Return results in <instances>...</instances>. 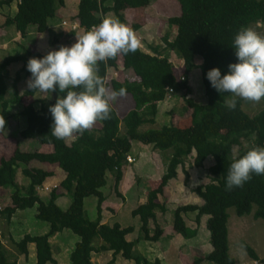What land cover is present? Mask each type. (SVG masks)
<instances>
[{
	"label": "trees",
	"instance_id": "16d2710c",
	"mask_svg": "<svg viewBox=\"0 0 264 264\" xmlns=\"http://www.w3.org/2000/svg\"><path fill=\"white\" fill-rule=\"evenodd\" d=\"M16 3L14 14H7L3 26L14 25L23 36L30 26H36L39 33L47 30L48 21L54 19L59 9L66 6L67 0H0V11L4 6ZM151 0H80L76 19L85 31L91 29L104 15L112 11L121 22L125 21L124 11L130 8H141L150 5ZM181 12L168 18L169 27L176 29L175 36H163L164 45L150 46L151 52L141 46L134 53L117 54L112 59L97 62L94 71L109 84L113 91L121 87L125 94H131L135 107L123 118L110 103V118L98 120L99 127H91L83 133H74L71 143L67 138L58 140L50 132L51 116L45 106V99L36 98L30 103H23L25 96H34L37 91L26 89L19 94L18 83L23 73L30 75L25 65L30 57H40L45 53L32 51L26 47L18 55L9 54L0 58V134L10 125L11 117L24 115L27 126L20 131L26 139H37L44 147L52 151H21L17 145L10 157L0 158V185L12 186V205L0 213L9 221L18 209L37 206L36 216L48 222L49 231L43 235L26 234L20 241L9 240L12 250L7 249L0 238V264H17V256H28V244H36V264L51 262L58 264L53 257L52 244L49 238L64 229H70L80 238L70 253L72 264H95L92 261L94 252L112 251L113 259L121 254L126 259H136L134 241H129L127 235L134 231V226L122 227L102 222L103 203L106 199L100 190L107 183V174L114 175V188L124 177L127 170V159L132 150V141L139 140L150 144L160 151L172 150L166 172L160 183L147 192L146 201L139 204L132 215L141 220L140 234L145 240L158 241L163 234V228L157 224V212L165 213L167 204L158 201L164 195V189L172 179L177 178L178 169L186 164L187 158L193 157L194 164L201 167L209 156L214 158V164L208 168L211 181L197 186L194 192L203 199L202 204L179 205L174 211L173 227L177 233L188 237V226L184 214L196 212L195 221L199 225L203 216H208L206 227L210 233L212 251L200 260L212 261L215 264H236L230 253L229 209L234 208L239 216L250 214L264 219V175H253L241 187L225 190V175L234 151L243 154L250 147H264V99L263 107L254 115L245 110V102L237 100V107L229 110L224 101L230 94L217 93L210 87L205 73L212 67H218L223 74L227 65L235 60L231 42L234 34L242 26L261 23L264 26V0H179ZM175 52L184 62V71L178 78L174 64L170 61V53ZM200 56V64L195 57ZM121 60V65L119 60ZM13 62H21L13 78V96L7 97L6 69ZM201 68L202 81L205 88L206 102H197L191 94L193 89L189 83V74L197 67ZM120 70L122 76L112 78L110 69ZM123 70V71H122ZM138 79H131L129 74ZM183 91V101L189 110L190 124L180 127L175 124H164L159 128L140 130L144 124H155L158 115V102L167 98L169 90ZM56 99L57 93L53 92ZM55 102V100H53ZM41 103L37 110L35 103ZM53 102V103H54ZM23 104L17 113L9 112L11 104ZM52 103V104H53ZM174 114V112H173ZM123 126V130L121 128ZM71 136V137H72ZM250 142V146L245 143ZM40 162L50 166L45 170L32 166ZM25 165V166H24ZM54 167L61 168L66 177L59 186L50 190L47 200L38 193L48 177L54 175ZM29 179L22 186L18 182V171ZM185 180L189 173L185 169ZM23 190V191H22ZM71 197V204L62 209L57 199L63 195ZM91 195L98 197L97 215L89 219L84 210L85 199ZM156 224L150 231V222ZM101 241L94 245L96 237ZM251 257L264 264L252 247L244 243ZM156 260V264H159Z\"/></svg>",
	"mask_w": 264,
	"mask_h": 264
},
{
	"label": "rangeland",
	"instance_id": "374dc122",
	"mask_svg": "<svg viewBox=\"0 0 264 264\" xmlns=\"http://www.w3.org/2000/svg\"><path fill=\"white\" fill-rule=\"evenodd\" d=\"M77 1L78 0H67L66 6L61 8V11L58 13L59 17H57L58 21L63 24H61L60 27L56 26L53 29L44 32L43 38H46L47 41H43L45 44L42 45V49H45V52L42 53H46L48 50L55 49L61 45L70 46L75 42L69 41L68 38H70L71 34H74L76 31H79L80 34L85 32L84 28L79 26L78 20L76 19L78 11ZM13 4L14 6H12ZM13 4L11 6H4L0 11V25L5 20L3 14L15 9L16 3ZM180 12L181 6L179 0H151L150 5L146 7L125 10L124 23L134 31L139 41V46H141L142 49L151 52L150 46L164 45L162 38L166 33L169 35V38L175 36L176 29H174V27H169L167 21L170 16L178 15ZM99 16H101V18L115 17V14L110 11L105 15L100 13ZM5 27L8 33L4 31V34H9V38L16 34V27L14 25ZM250 27L261 35H264V26L261 23L251 24ZM57 33H62V35L58 34L54 36ZM35 38V35H33L31 36V41H25V39H23L21 42H26L24 43V46L27 49L37 51L35 50L36 46L34 47L32 43L36 40ZM67 41H69V44L66 43ZM18 51H20L18 43L11 40L10 48L7 51L2 50L0 52V57L3 58V55L5 54H14ZM121 60L122 59L118 61L120 65L122 64ZM170 61L174 64L176 76L180 78L184 71L183 60L173 51L170 53ZM201 61L202 58L200 56L195 57V62L197 64H200ZM21 64V62H13L12 65L6 69L7 77L13 79L15 71ZM109 71L110 74L117 71L118 75L120 74L119 77H123L122 72L119 70L113 68ZM128 74L131 79H138L133 73ZM24 75L25 73L22 74V77ZM6 82L9 88L7 97L11 98L13 96V81L7 79ZM189 83L193 89L191 96L199 103L206 102L202 71L199 66L189 74ZM17 87L22 90V95L27 89L25 85H18ZM108 87H110V84ZM108 89L110 91V88ZM38 97H42L38 92L34 96H25L23 98V103H30ZM54 97L55 96L52 93L49 98H44L45 106L47 108L54 102ZM182 98L183 91L170 93V98L159 105V118L157 117L158 119L156 123L144 124L140 127V130L143 131L152 127L159 128L164 124H177L180 127H187L190 124L191 118L189 110ZM244 107L250 115H254L263 107V101L261 100L256 103L249 102L246 103ZM22 108V103L11 104L9 112L19 114V111ZM35 108L39 110L41 108V103H35ZM173 112L176 115L173 114ZM26 126L27 119L24 115H15L11 117L10 125L4 133L0 134V158L10 157L17 145H19L21 151H52L51 147H44V145L39 143L37 139H26L22 137L20 131L26 128ZM99 126V121H96L92 125V127ZM121 128L123 130L122 125ZM72 140L73 136L67 138V143H71ZM245 144L247 147L251 145L250 142H246ZM130 154L132 155L131 157L133 158V161L127 163L126 168L129 165L128 167L133 171H131V169L124 171V177L117 188L113 187L115 182L114 175L109 172L107 174L106 185L100 189L106 197L102 207L103 211H105V223L108 225H114L117 222L122 227H128L137 222V219L132 215V210L147 198V192L149 189L155 188L160 183L162 175L166 172L168 160L172 155V150L160 151L150 144H144L139 140H133ZM234 154H237V151H234ZM213 164L214 158L209 156L201 167H197L194 164V158L189 156L184 167H179L177 178L172 179L165 187L164 195L158 197L159 202H165L167 204V211L162 215V219L160 220L163 234L158 241H149L145 240L143 237H139L141 234L138 229H134L135 232L130 234L131 240L134 241V254L135 256H138L140 264H155V259H159L161 264H215L206 259L200 261L203 256L208 253L209 249L212 248V245L209 240V231L207 227H204L199 235L197 223L193 220L195 219L196 212L191 211L185 214V220L188 226V237H184L182 234L177 233L173 227L174 211L179 205L203 203V199L194 192V189L199 185L211 181V175L208 168ZM185 169L189 173V179L187 180H185ZM19 174L18 182L21 184L26 181V178L21 174V169H19ZM52 188L53 187H44V185H42L38 193L39 195L41 193V195L46 198ZM128 188L134 189L131 190ZM14 190L15 189L12 186L0 185V210L6 208L9 204H12L11 193ZM97 202L98 197L95 195H91L85 199V214L91 220L96 218ZM122 202L125 203V206H120V211L116 210L118 203L122 204ZM36 207L37 206H34L32 208L23 209L24 211H19L14 215L16 216V219L14 220L12 218L11 223L9 222L10 224L5 219L6 221L3 228L6 229V231L14 229L15 233L13 234V237L16 240L21 239L23 234L28 231L26 229H29L32 235H43L44 233L42 232L44 229H48L49 226L45 221L39 219L35 215L37 212ZM255 210L256 207L254 206L250 214L239 216L236 214L234 208L229 209L230 253L235 258L236 264H263L255 261L244 246V243H247L260 257H264V219H256L253 215ZM191 221L195 222V225H193ZM154 230L155 228L153 227L151 231L153 232ZM204 233L206 235V247H203ZM18 234L21 235L18 237ZM59 234L61 235L56 239L54 246L52 245L55 254H58V246L64 247V245H68L70 248L79 240V236L73 233L70 229H64L59 232ZM100 242L102 241L98 236L94 239L93 244L98 245ZM100 254L103 256L102 258L95 255L94 258L92 257L96 262L95 264H137L136 259H126L120 254L113 259L112 252L109 250L102 251ZM62 256H64V253ZM62 259L63 264H68L66 255ZM68 262L71 264L70 260H68ZM19 264H21V258ZM22 264H35V260H33V258L29 262L28 260H23ZM48 264L53 263L48 262Z\"/></svg>",
	"mask_w": 264,
	"mask_h": 264
},
{
	"label": "clouds",
	"instance_id": "9594fccd",
	"mask_svg": "<svg viewBox=\"0 0 264 264\" xmlns=\"http://www.w3.org/2000/svg\"><path fill=\"white\" fill-rule=\"evenodd\" d=\"M138 47L139 41L126 23L116 17H104L75 36L70 46L61 45L27 60V89L46 98L57 93L55 102L48 107L52 137L64 140L90 129L98 120L110 118L109 101L123 96L125 89L109 91L94 68L97 62L134 53ZM231 47L235 60L227 65V70L221 74L218 67H212L205 73L217 93L230 94L224 101L229 110L237 107V100L256 103L264 99V35L242 26L234 34ZM170 90L169 97L173 93ZM253 175H264V147H250L243 154L232 156L224 178L225 190L243 186Z\"/></svg>",
	"mask_w": 264,
	"mask_h": 264
},
{
	"label": "crops",
	"instance_id": "0c3cea01",
	"mask_svg": "<svg viewBox=\"0 0 264 264\" xmlns=\"http://www.w3.org/2000/svg\"><path fill=\"white\" fill-rule=\"evenodd\" d=\"M79 1L80 0H78L77 1V3H79ZM12 6H14V4L12 5ZM64 8V7H63ZM16 10H17V6H16V4H15V9H13L12 11H7V13H4L3 14V16H5V20H6V15L7 14H14L15 12H16ZM61 11V9L60 10H58V12H57V14H56V17L54 18V19H51V20H49L48 21V27H47V30H50V29H53L54 27H60V25L61 24H63L62 22L60 23L59 21H58V19H57V17H59V12ZM6 14V15H5ZM5 20L3 21V23H1V25H0V52L2 51V50H8L9 48H10V42H11V40H13V41H16L17 43H18V45H19V48H20V51H18L17 53H14V54H12V55H18V54H20L21 53V51L25 48V44L24 43H26V42H21V40H23V39H25V41H27V40H30L31 41V36H33V35H35V39L36 40H34L32 43H33V46L35 47L36 46V48H35V50H37V51H40V52H45V49H42L43 47H42V45H44L45 43L43 42L44 40L45 41H47L46 40V38H43V34H44V32L43 33H39L38 31H37V29H36V26H30L29 28H28V31H27V34L25 35V36H23L20 32H18L17 30H16V34L13 36V37H11V38H9V34H7V35H5L4 34V31L5 32H7L8 33V31L6 30V27L5 26H3V24H4V22H5ZM82 28V27H81ZM47 30L45 31V32H47ZM82 30V29H81ZM58 34H60V35H62V33H57V34H55L54 36H56V35H58ZM65 34V33H64ZM79 35H81L80 33H79V31H76L74 34H71L70 35V38H68L69 39V41H75V36H79ZM58 37V36H57ZM57 37H55V38H57ZM69 41H67L66 43H68L69 44ZM46 43H48V42H46ZM38 45V46H37ZM48 45V44H47ZM33 47V48H34ZM32 48V49H33ZM22 49V50H21ZM0 55H1V53H0ZM7 55H9V54H5V55H3L4 57L5 56H7ZM1 58V57H0ZM2 59V58H1ZM12 65V64H11ZM21 66H22V64L20 65V67L19 68H21ZM18 68V69H19ZM17 69V70H18ZM16 70V71H17ZM16 71H15V73H16ZM120 71V70H119ZM109 74H110V71H109ZM111 75V79L112 78H116V79H118V78H120L119 76H120V74L118 75V73H117V71H115V72H113V73H111L110 74ZM14 76H15V74H14ZM14 78V77H13ZM29 78V76L28 75H24L23 77L21 76V79H20V81H19V83H18V85L19 86H21V85H25L26 86V80ZM12 80L13 81V79H10V78H6V80ZM7 86H8V84H7ZM108 88H110V91H113L112 90V87H111V85H110V87H108ZM107 88V89H108ZM9 89V88H8ZM109 90V89H108ZM18 91H20V94H22V90H20V88L18 87ZM12 92H13V90H12ZM38 98H42V97H38ZM44 98H46V97H43V99ZM170 97H167L165 100H163V101H167L168 99H169ZM163 101H160V102H158V112H159V105L160 104H162V102ZM110 102H111V104L113 105V107L116 109V111H117V113H118V115H119V117L120 118H123L131 109H133L134 107H135V102H134V100H133V98H132V96H131V94H124L123 96H119V97H117L115 100H110ZM114 103V104H113ZM175 114V113H174ZM176 115V114H175ZM157 117L159 118V114L157 115ZM158 118H156V121H157V119ZM175 125H177V124H175ZM178 126V125H177ZM14 151V150H13ZM131 155V154H130ZM132 156V155H131ZM32 166H34V167H38V168H43V169H45V170H49L50 169V166L49 165H47V164H45V163H40V162H35V163H33L32 164ZM129 166V165H128ZM127 166V170L128 169H131L130 167H128ZM55 169V171H54V175L53 176H51V177H48V179H46V181L43 183V185H44V187H54V186H57L58 184H59V182L61 183V181L66 177V173L61 169V168H59V167H54ZM131 171H133L132 169H131ZM18 175L20 176V174H19V171H18ZM26 178V177H25ZM59 179H61V180H59ZM29 183V179H27L26 178V181H24V182H22L21 183V185L22 186H25V185H27ZM60 185V184H59ZM58 185V186H59ZM42 186H40V187H38V192L40 191V188H41ZM43 189V188H42ZM128 189H131V190H133L134 188H128ZM127 189V190H128ZM130 190V191H131ZM125 191H126V189H125ZM43 192H45V191H43ZM128 194V193H127ZM126 194V195H127ZM126 195H125V198H126ZM40 196H41V198L43 199V200H47L48 199V197H49V194L47 195V197L46 198H44L42 195H41V193H40ZM68 197V198H67ZM64 198H66V199H64ZM146 201V199L145 200H143L141 203H143V202H145ZM105 202V201H104ZM11 203H12V199H11ZM56 203L63 209H67L69 206H70V204H71V198L69 197V196H67V194L66 195H63V196H61V197H59L58 199H57V201H56ZM138 203V202H137ZM140 203V204H141ZM64 206H63V205ZM202 204V203H201ZM12 205V204H11ZM8 206H10V204L8 205ZM120 206H125V203H123L122 202V204H120V203H118V207H117V209L116 210H119L120 211ZM138 206V205H137ZM136 206V207H137ZM135 207V208H136ZM134 208V209H135ZM19 211H24L23 209H18L14 214H13V216L16 214V213H18ZM104 213V214H103ZM103 213H102V215H103V219H102V222L105 224V211H103ZM36 214H37V212H36ZM35 214V215H36ZM164 213H160V212H157V220H156V222H157V224L158 225H160L161 226V223H160V220L162 219V215H163ZM12 216V218L15 220L16 219V216H14L13 217ZM184 216V219H185V214L183 215ZM12 218L8 221L6 218H5V216L2 214V213H0V238H1V240H2V242L4 243V245L7 247V249H10L11 251H13L12 249V246L10 245L11 243L9 242V240L12 238L13 240H15V241H20L26 234H30V235H32L31 234V231H29V229H26V230H28L26 233H24L23 234V236L21 237V239H19V240H16L14 237H13V234L15 233L14 232V229L13 230H11V229H9V231H6V229H4L3 228V226L5 225V221L7 220L8 221V223L10 222L11 223V221H12ZM6 219V220H5ZM135 219H137L136 221V223H134V225H132V226H134V228H135V230H140V227H141V220H140V217L139 216H137V217H135ZM134 219V220H135ZM207 219H208V216H203L202 217V220L200 221V223H199V225H197V229H198V232H199V235L201 234V231L203 230V228L204 227H206V222H207ZM194 221H195V219H193ZM186 221V220H185ZM46 222V221H45ZM9 223V224H10ZM47 224H48V222H46ZM117 223V222H116ZM187 223V222H186ZM191 223L193 224V225H195V222H193V221H191ZM48 226H49V224H48ZM155 226H156V224L152 221V222H150V225H149V229H150V231L153 229V227L155 228ZM126 227V226H125ZM49 229H50V227H48V229H44V231L42 232V233H44V234H46L48 231H49ZM200 229V230H199ZM135 231H133V233H134ZM152 232V231H151ZM130 234L131 233H129L128 235H127V239L129 240V241H132L131 240V237H130ZM21 234H18V237L20 236ZM59 235H61V234H59V232H57V233H55L54 235H52L50 238H49V241H50V243L54 246V244H55V241H56V239L59 237ZM33 236V235H32ZM79 240H80V238H79ZM78 240V241H79ZM209 240H210V233H209ZM203 242H204V244H203V247H206V245H205V242H206V235H205V233H204V237H203ZM75 244L76 243H74V245L72 246V247H70L69 248V246L68 245H64V247H57L58 249H59V251H58V254H55L54 253V251H53V247H52V252H53V257L57 260V262H58V264H63V257L66 255V260H67V263L69 264V262H68V260H70L69 259V257H70V253H71V251L73 250V248H74V246H75ZM212 249L213 248H211V249H209V251H208V253L209 252H211L212 251ZM28 251H29V253H28V256L26 257L25 255H23V254H20V255H18L17 257H18V259H17V264H19V261H20V258H21V264H22V261L24 260H28V262L33 258V260H35V264H36V244L35 243H33V242H31V243H29L28 244ZM112 252V251H111ZM64 253V256H62V254ZM207 253V254H208ZM94 255L95 256H99L100 258H102L103 256L100 254V252H94L93 253V258H94ZM121 255V254H120ZM205 256V255H204ZM98 258V257H97ZM112 258H113V255H112ZM111 258V259H112ZM93 260V259H92ZM156 260H159V259H155V264H156ZM93 262L94 263H96L95 262V260H93ZM98 262H100V261H98ZM115 262V261H114ZM160 262V261H159ZM71 263V262H70ZM48 264V263H47ZM72 264V263H71ZM159 264H161V263H159Z\"/></svg>",
	"mask_w": 264,
	"mask_h": 264
},
{
	"label": "built area",
	"instance_id": "2783aa9c",
	"mask_svg": "<svg viewBox=\"0 0 264 264\" xmlns=\"http://www.w3.org/2000/svg\"><path fill=\"white\" fill-rule=\"evenodd\" d=\"M170 91H172V90H170ZM126 159H127V162H129V163L133 161V158L130 155H128L126 157Z\"/></svg>",
	"mask_w": 264,
	"mask_h": 264
}]
</instances>
